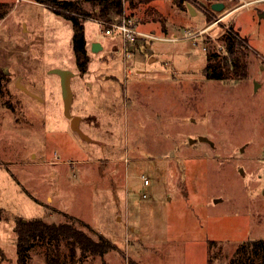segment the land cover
I'll return each mask as SVG.
<instances>
[{"label":"rangeland","instance_id":"374dc122","mask_svg":"<svg viewBox=\"0 0 264 264\" xmlns=\"http://www.w3.org/2000/svg\"><path fill=\"white\" fill-rule=\"evenodd\" d=\"M262 10L264 0H123L116 21L177 40L125 52L90 15L80 73L70 20L34 0H0V264H17L18 218L71 223L117 246L102 257L77 250L73 264H230L241 244L264 239ZM231 25L246 40L247 77L210 79L206 52H222ZM54 68L74 73L70 114L90 140L70 129ZM28 264H45L41 247Z\"/></svg>","mask_w":264,"mask_h":264},{"label":"trees","instance_id":"16d2710c","mask_svg":"<svg viewBox=\"0 0 264 264\" xmlns=\"http://www.w3.org/2000/svg\"><path fill=\"white\" fill-rule=\"evenodd\" d=\"M56 14L71 21L72 50L75 63L80 73L87 71L90 62L87 53L83 20L90 15L95 20L114 22L122 14L123 0H87L92 7V14L85 12L80 0H34ZM176 1V0H175ZM5 17V14L2 16ZM114 19V20H113ZM208 19V18H207ZM121 19L116 22H120ZM209 20V19H208ZM222 52H206V75L219 81H239L247 77L248 49L246 40L242 39L233 25L220 37ZM134 43L131 47H136ZM130 47V48H131ZM5 74L0 71V92ZM2 211L0 209V220ZM17 234V264H28L29 253L34 247L43 249L45 264H73L77 250L80 257H102L117 246L108 238L97 235L94 239L71 223L48 224L39 219L26 220L18 218L15 226ZM62 245L68 250L62 252ZM128 264H139L129 260ZM230 264H264V239L247 240L235 251Z\"/></svg>","mask_w":264,"mask_h":264},{"label":"water","instance_id":"95a60500","mask_svg":"<svg viewBox=\"0 0 264 264\" xmlns=\"http://www.w3.org/2000/svg\"><path fill=\"white\" fill-rule=\"evenodd\" d=\"M211 10L220 12L224 9V4L221 2H212L210 5ZM187 10L190 15H195V9L190 5L186 4ZM259 19H264V11L258 15ZM91 52L97 53L100 50H102V45L99 42H93L91 43ZM51 74H54L58 76L59 78V85L61 90V98H62V104H63V114L64 116L69 120L70 129L74 132H76L82 139L84 140H90L87 135H85L81 129H80V123H81V117L80 116H72L70 114V107L73 101V93L71 90V79L74 76V73L70 70H63V69H51L49 71ZM16 87L19 88L22 92L26 93L27 95L34 97L36 99H39L36 95L32 94L30 91H28L23 85L19 83L17 80ZM200 141L203 142H210L207 138L199 137ZM264 196V191H263Z\"/></svg>","mask_w":264,"mask_h":264},{"label":"built area","instance_id":"2783aa9c","mask_svg":"<svg viewBox=\"0 0 264 264\" xmlns=\"http://www.w3.org/2000/svg\"><path fill=\"white\" fill-rule=\"evenodd\" d=\"M100 26L104 27V30L101 29V32H104L106 35L117 34L122 41L123 50L128 51V44L131 45L137 40H154V39H163V40H177L174 38H161L157 37L152 33H143L136 29L135 25L130 19H122L121 22H104V21H95ZM129 52V51H128ZM142 185L145 187L149 185V181L146 177H141ZM143 197H146L143 194Z\"/></svg>","mask_w":264,"mask_h":264},{"label":"flooded vegetation","instance_id":"af4514ba","mask_svg":"<svg viewBox=\"0 0 264 264\" xmlns=\"http://www.w3.org/2000/svg\"><path fill=\"white\" fill-rule=\"evenodd\" d=\"M263 11H264V10L258 12V13H257V17H258V15L261 14ZM260 20H264V19H260Z\"/></svg>","mask_w":264,"mask_h":264}]
</instances>
